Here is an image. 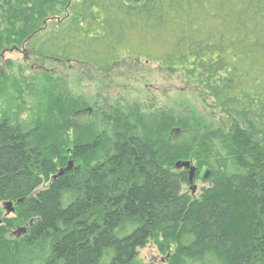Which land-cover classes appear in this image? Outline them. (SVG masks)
<instances>
[{
  "label": "trees",
  "instance_id": "1",
  "mask_svg": "<svg viewBox=\"0 0 264 264\" xmlns=\"http://www.w3.org/2000/svg\"><path fill=\"white\" fill-rule=\"evenodd\" d=\"M51 21L37 55L186 72L221 117L198 152H177L112 108L109 136L88 131L66 151L81 102L60 78L43 91L0 67V210L16 203L0 262L133 264L153 241L166 264H264V0H0V58ZM5 94L17 110L1 106ZM180 158L211 169L198 195ZM19 225L26 236L8 241Z\"/></svg>",
  "mask_w": 264,
  "mask_h": 264
},
{
  "label": "rangeland",
  "instance_id": "2",
  "mask_svg": "<svg viewBox=\"0 0 264 264\" xmlns=\"http://www.w3.org/2000/svg\"><path fill=\"white\" fill-rule=\"evenodd\" d=\"M56 24L55 21L49 22L43 31L31 37L22 47L5 53L0 58V67L7 74H16L21 67L43 91L48 89L50 79L60 78L66 83L69 100L81 102L82 111L76 112L69 119L71 128L69 137L66 138V151L70 150L80 135V140L87 139L85 135L88 131L109 136L111 131L105 133L107 120L103 114L104 111L108 114L112 112V108H117L126 111L129 121L132 125L139 126L142 133L147 131L163 139V145L171 151L193 148L194 153L198 152L202 138L217 125L221 112L211 107L209 98L195 79L186 72L162 68L157 63L137 57L125 58L111 70L101 71L89 64L37 55L34 50L37 43ZM30 101L27 99L28 105L32 106L33 102ZM18 104L19 100H14L8 94L1 97V106L4 108L17 110ZM50 104L54 106L52 102ZM21 115L27 117L28 112L22 111ZM166 121L172 122L170 131L165 132L163 127L159 130L158 127ZM60 127L62 130L67 128L66 125ZM181 160L180 158L178 161ZM189 161L196 167L195 178L199 175L193 181L198 195L202 187L210 184L204 179L205 172L210 168L198 166L193 159ZM11 207L14 210L16 203H12ZM13 214L14 212H7L5 205H1L0 227H4L8 222L6 219L14 217ZM20 227L25 229L28 226L19 225L18 228L8 231V241L24 238L23 233L16 232ZM4 251H7L6 248H1L0 254ZM165 258L157 245L150 241L139 250L133 264H166ZM24 260L27 261V258L16 264L43 263L37 258L28 262H23ZM13 263L9 261V257L0 262Z\"/></svg>",
  "mask_w": 264,
  "mask_h": 264
},
{
  "label": "water",
  "instance_id": "3",
  "mask_svg": "<svg viewBox=\"0 0 264 264\" xmlns=\"http://www.w3.org/2000/svg\"><path fill=\"white\" fill-rule=\"evenodd\" d=\"M177 168H181V167H185V168H190V181L191 183H193L194 181V178H195V175H196V167L193 166L192 162L191 161H178L175 165ZM211 173V169H208L205 174H204V179H207L209 177ZM192 189L193 191H196L197 189V186L196 185H192ZM12 205V202H7L5 204V206L7 207V211L8 212H11V210H13V208L11 207Z\"/></svg>",
  "mask_w": 264,
  "mask_h": 264
},
{
  "label": "flooded vegetation",
  "instance_id": "4",
  "mask_svg": "<svg viewBox=\"0 0 264 264\" xmlns=\"http://www.w3.org/2000/svg\"><path fill=\"white\" fill-rule=\"evenodd\" d=\"M8 212V211H7ZM12 212H14V216L16 215V209H14V210H11V212H8V213H12ZM7 218V216H5V219ZM10 218H13V217H9V218H7L6 220H9ZM22 227H20L19 229L20 230H18V231H16V232H18V234L19 233H23V235H24V237L26 236V234L28 233V227L27 228H25V229H21ZM13 229H11V231H12Z\"/></svg>",
  "mask_w": 264,
  "mask_h": 264
}]
</instances>
